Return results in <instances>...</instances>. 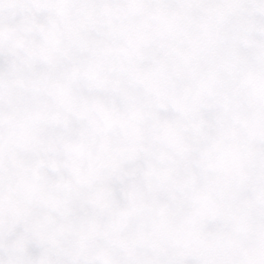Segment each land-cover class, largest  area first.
Segmentation results:
<instances>
[{
	"label": "snow or ice",
	"instance_id": "6c2138e0",
	"mask_svg": "<svg viewBox=\"0 0 264 264\" xmlns=\"http://www.w3.org/2000/svg\"><path fill=\"white\" fill-rule=\"evenodd\" d=\"M0 264H264V0H0Z\"/></svg>",
	"mask_w": 264,
	"mask_h": 264
}]
</instances>
